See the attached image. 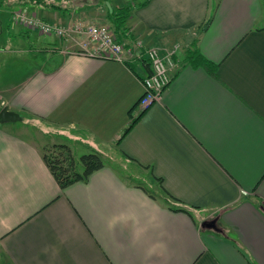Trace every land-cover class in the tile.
<instances>
[{"label":"crops","instance_id":"0c3cea01","mask_svg":"<svg viewBox=\"0 0 264 264\" xmlns=\"http://www.w3.org/2000/svg\"><path fill=\"white\" fill-rule=\"evenodd\" d=\"M16 1L59 25L110 24L129 5L121 42L178 50L141 109L146 61L75 54L0 0V110L21 117L0 124V264H264V0H143L99 18L82 0ZM195 46L214 75L188 62ZM51 145L103 167L60 189Z\"/></svg>","mask_w":264,"mask_h":264},{"label":"built area","instance_id":"2783aa9c","mask_svg":"<svg viewBox=\"0 0 264 264\" xmlns=\"http://www.w3.org/2000/svg\"><path fill=\"white\" fill-rule=\"evenodd\" d=\"M11 21L32 33L54 35L62 41L71 42L75 54L125 63L140 59L146 61L150 73L141 79L143 93L138 102L141 109L157 103L172 80L177 46L162 52L157 47L143 48L138 42L125 45L117 41L113 31L108 28L87 25L80 20L59 25L23 11L11 13Z\"/></svg>","mask_w":264,"mask_h":264},{"label":"trees","instance_id":"16d2710c","mask_svg":"<svg viewBox=\"0 0 264 264\" xmlns=\"http://www.w3.org/2000/svg\"><path fill=\"white\" fill-rule=\"evenodd\" d=\"M31 1H33L34 4L48 10H56L60 8V6L52 0ZM148 1L149 0H145L138 6H144ZM130 12L131 6L126 5L115 9H109L106 13L108 21L113 29V33L119 42H121L125 36V23L129 18ZM209 21L210 19L205 22L202 29L203 31L207 27ZM187 59L193 67H202L204 70L211 72L213 75L215 74L216 67L207 62L200 54L197 53L196 46L188 52ZM133 123L134 120H132L126 128L123 136L130 130ZM42 160L60 189H64L76 182L85 181L93 172L103 167L102 160L97 154L82 155L76 161L70 148L66 145H51L45 147L42 152ZM77 162L81 165L82 172H77ZM175 211L187 213L184 209H175Z\"/></svg>","mask_w":264,"mask_h":264},{"label":"rangeland","instance_id":"374dc122","mask_svg":"<svg viewBox=\"0 0 264 264\" xmlns=\"http://www.w3.org/2000/svg\"><path fill=\"white\" fill-rule=\"evenodd\" d=\"M141 1H143V0H126V2H125V0H118V1H116V0H82L81 3L83 2L82 4L86 5L87 7L96 8V10H93V11H94L95 17L99 18V17H102L104 15L107 6H109L110 8H115V7H118L119 5L121 6L123 4H127L128 2L129 3H139ZM8 3L9 4L5 5V7L7 9H9V11L12 10V12H14V11L19 10V9L23 10L21 8V4H17L16 0H8ZM65 3L67 4V1L63 2V4H65ZM73 4L74 3L71 2V3H68L67 5H70V7H72ZM76 4H79V3H76ZM108 8H107V10H108ZM23 12H26L29 15L36 14L35 12L27 11L26 9ZM69 20H70L69 22L75 21V20L82 21L79 17H75V16ZM94 26L105 27V28L112 30L109 23H106V24L95 23ZM79 166H80V164H79ZM146 186H149V184L146 183Z\"/></svg>","mask_w":264,"mask_h":264},{"label":"water","instance_id":"95a60500","mask_svg":"<svg viewBox=\"0 0 264 264\" xmlns=\"http://www.w3.org/2000/svg\"><path fill=\"white\" fill-rule=\"evenodd\" d=\"M21 120V117L9 110V107L5 106L0 110V124L16 123ZM203 228H215L214 221H206L202 224Z\"/></svg>","mask_w":264,"mask_h":264}]
</instances>
